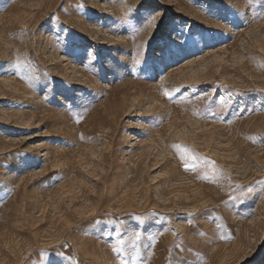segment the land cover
<instances>
[{"label": "rangeland", "instance_id": "374dc122", "mask_svg": "<svg viewBox=\"0 0 264 264\" xmlns=\"http://www.w3.org/2000/svg\"><path fill=\"white\" fill-rule=\"evenodd\" d=\"M54 249L264 264V0H0V264Z\"/></svg>", "mask_w": 264, "mask_h": 264}, {"label": "snow or ice", "instance_id": "6c2138e0", "mask_svg": "<svg viewBox=\"0 0 264 264\" xmlns=\"http://www.w3.org/2000/svg\"><path fill=\"white\" fill-rule=\"evenodd\" d=\"M165 95H169L168 93H165ZM97 224H103L107 223L106 221L102 220H96ZM124 221H121V224H123ZM119 233V229L117 230ZM124 235H126L127 239H124V236H121V238L117 241L120 245L124 246L126 245V249L122 247L114 248V251L122 252L126 251L127 255L132 258V261H135L139 255H140V241H141V235L140 231H129L128 229L124 230ZM150 239V237H147ZM67 259V257L64 256L63 252H60L59 250H53L49 255V261L48 264H64V261ZM124 264H129L128 261H125ZM176 264H187V260L184 258H178L176 261Z\"/></svg>", "mask_w": 264, "mask_h": 264}]
</instances>
